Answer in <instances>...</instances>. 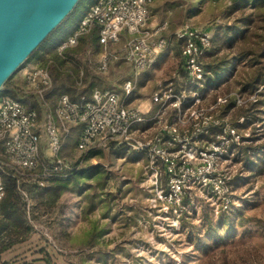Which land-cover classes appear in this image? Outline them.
Listing matches in <instances>:
<instances>
[{
  "label": "rangeland",
  "instance_id": "obj_1",
  "mask_svg": "<svg viewBox=\"0 0 264 264\" xmlns=\"http://www.w3.org/2000/svg\"><path fill=\"white\" fill-rule=\"evenodd\" d=\"M176 1L154 0L151 7L148 27L156 28L163 22H169L168 31L164 34L166 38L186 21L177 10H170L169 5ZM200 8L199 15L187 20L198 30L212 32L218 25L231 23L233 20H225L220 6L211 7L206 2L200 4ZM81 17L77 12L71 22L64 25V31L73 34L79 27ZM129 39L124 31L121 42L112 50L119 52ZM47 48L48 44L11 80L10 86L24 85V71L36 63L43 64L47 59L43 57ZM100 57L99 52L83 54L79 58L80 69L86 75V87L92 85L94 88L114 91L123 98V85L132 80L136 83L135 93L130 99L135 102L132 105L134 108L136 105L150 103L157 86L171 78L182 59L168 49L158 57V65L144 70L136 79L133 69L122 61L113 63L106 74L100 73ZM248 70V67L244 69L242 65H237L236 80L244 78ZM230 84L231 95L236 94L238 87L233 79ZM262 91L263 88L255 94H236L238 108L224 117L222 110L213 112V116L223 126L237 130L242 138L239 145L230 150V155L227 154L230 159H220L217 163L218 172L230 180L229 186L233 192L232 211L227 214L231 215L234 223L229 239L218 243L209 239L203 241L206 239L207 223L220 226L224 211L219 201L207 196L201 186L186 178L180 206L167 204L162 196L168 190V179L163 168L159 166L153 171L146 158L140 159L142 156L139 153L126 150L124 154H120L119 147L111 145L96 149L98 156L83 162L80 168L84 171L101 165L110 174L111 179L105 192L116 194V199L111 201L112 212L105 215L106 202H100L108 197L98 196L100 193L95 189L96 177L85 179V191L81 196L67 192L51 210L38 205L36 215L39 217L32 222L34 232L31 237L0 256V264H264V162L261 168L255 169L245 167L243 161H237L239 147H264V114L260 122L247 125L239 110L241 106L247 109L257 102L258 94ZM216 93L222 98L229 96L223 89ZM213 94L214 92L210 96ZM50 99L52 107L56 100L54 97ZM211 105L213 103L209 99L206 106L208 108ZM260 110L264 112V108ZM44 113L42 112V117ZM154 134L155 130L148 131L147 139ZM80 135L81 127L71 128V133L65 140L61 155L68 166L79 163L84 154L77 150ZM250 139L253 140L249 141ZM137 140L142 141L141 138ZM260 150L264 152V148L255 151V161L259 160L258 157L264 160V153ZM42 154L44 158L49 156L45 145ZM171 157L176 160L192 158L189 150L175 151L171 153ZM195 162L197 168L201 166L199 160ZM155 172L159 174L157 179ZM86 195L96 196L94 202L97 205L95 211L88 215H85L89 205ZM95 223L99 228H104L107 234L96 240L94 248L87 249L84 242ZM220 228L219 234L225 236L226 226ZM100 252L103 253V259L100 258Z\"/></svg>",
  "mask_w": 264,
  "mask_h": 264
},
{
  "label": "built area",
  "instance_id": "obj_2",
  "mask_svg": "<svg viewBox=\"0 0 264 264\" xmlns=\"http://www.w3.org/2000/svg\"><path fill=\"white\" fill-rule=\"evenodd\" d=\"M153 3L154 0H99L82 17L78 29L56 50L62 53L76 47L80 37L98 27L102 48L98 71L106 74L113 63L122 61L133 69L137 79L144 70L156 65L166 49L162 33L168 30L169 24L148 27ZM124 31L130 39L119 52L113 51ZM176 36L182 43L185 72L200 85L205 77L202 57L210 49L213 34L187 22L177 30ZM82 77L83 72L77 83L79 87H82ZM23 79L26 90L38 97L45 113L42 117L18 99L0 97V201L5 197L3 174L10 168L14 170L13 177L30 179L41 187L53 173L67 169L68 164L61 155L63 146L71 128L81 127L78 151L124 146L130 151L142 152L153 171L161 166L168 179V190L162 195L167 204L180 206L188 178L201 186L207 196L219 201L224 212L232 209L230 180L218 172L217 163L228 159L232 145H239L242 138L237 130L223 126L213 116L226 102L225 98L218 97L217 103L207 108L210 94L200 96L186 89L177 92L176 85L181 81L174 72L169 80L157 86L150 98L151 107L146 111L140 106L132 107L130 99L136 89L132 80L124 83L123 98L114 91L96 87L89 97H82L79 102L62 95L52 108L45 96L53 86L48 67L36 63L24 71ZM219 127L222 133L213 134L211 129ZM150 130H155V134L148 140L146 135ZM44 145L52 166L44 168L38 179L36 173ZM187 150L192 158L171 157L175 151ZM196 160L201 162L198 168ZM158 177L156 174L155 179ZM23 195L31 205L28 196L24 192Z\"/></svg>",
  "mask_w": 264,
  "mask_h": 264
},
{
  "label": "trees",
  "instance_id": "obj_3",
  "mask_svg": "<svg viewBox=\"0 0 264 264\" xmlns=\"http://www.w3.org/2000/svg\"><path fill=\"white\" fill-rule=\"evenodd\" d=\"M97 1L99 0L92 2L87 0L80 1L71 15L27 61L28 63L48 44V48L44 50L43 56L47 57L43 64L48 67L53 82L52 89L45 95L48 101L53 97L57 101L60 96L66 94L72 101L79 102L82 97H89L91 91L94 89L92 85L88 88L85 85L86 75L80 69L81 63L79 58L81 55H86L87 53H102V48L99 45V28L94 27L88 35L80 37L78 45L74 48L66 49L62 53H58L56 49L70 36V34L64 31V25L71 22L77 12L83 17ZM206 2L211 7L220 6L225 20H233L231 23L218 25L212 31L213 36L210 49L202 57L205 77L200 85L189 79L184 69V61L181 59L179 68L175 71L181 81L176 85L177 92L186 89L196 91L200 96H206L214 92L210 96V99L215 104L218 99L216 91L223 89L224 93H229L227 94L229 96L225 98L226 102L220 105L217 110H222V116L224 117L231 110L238 108L236 94H255L263 88V91L258 94L259 100L257 102L252 103L247 109L242 106L239 107L247 125L260 122L261 116L264 114L260 110L264 108V0H177L171 3L169 7L170 10H177L182 19L186 20L183 21L179 28L186 24L187 20L199 15L201 13L200 4ZM179 28L171 32L168 38L164 36L168 30L163 32L162 38L166 40L165 51L169 49L182 58V43L176 36ZM237 65H242L244 69L246 67L249 68L245 73V77H240L239 81L236 80L238 76L236 74ZM81 72H83L82 87H79L77 83L80 81ZM232 79L238 90L236 94L231 95L230 82ZM11 80L6 83V92L0 94V97L9 96L18 99L29 109L36 110L42 116V112H45V110L41 108L38 97L26 90L25 82H23V86L19 84L10 86ZM55 102L52 104V108ZM222 127L212 128L211 131L217 135L222 133ZM252 140L250 139L249 141ZM235 147L237 146L232 145V148ZM258 149L250 146L239 147V151L237 150V161H243L244 166L247 168H261L264 162L263 158L258 157V161L254 160L255 151ZM126 150L128 148L124 146H119L118 148L120 154H124ZM260 151L264 153L263 150ZM135 153H139L142 156L140 159L145 158L142 152ZM97 156L98 151L96 149L85 151L79 163L73 166L69 165L61 173H53L44 180L45 186L43 187L30 181V179H17L13 177L14 170L11 168L3 174L5 197L0 201V256L14 246L28 241L31 237L34 232L32 222L39 217L36 215L39 208L38 205L51 210L55 208L61 197L67 192L76 193L81 196L85 191V183H83L85 179L96 177L95 189L100 193L98 196L102 197L101 195H105L108 197L107 200H101L100 202H106L105 215H109L112 212L111 201L116 199V194L105 192L111 179L110 174L101 165L92 166L84 171L80 168L83 162H87L89 159ZM51 166V161L42 157L36 178L41 175L44 168ZM23 192L28 196L31 205L25 199ZM85 197L89 200V205L85 212V215H88L95 211L97 207L94 202L96 196L86 195ZM228 211L221 215L222 224L220 226H215L212 222L207 223L205 229L206 239H203V241L209 239L214 241V243H218L220 240L229 239L231 232H233L234 223L231 215H227L231 213L232 209ZM238 218L241 220L240 215ZM221 226H226L225 236L219 234ZM106 234L107 231L104 228H99L95 223L90 232L87 233V240L84 242V245L87 249H92L96 246V240L104 237ZM101 254L100 258L103 259V253Z\"/></svg>",
  "mask_w": 264,
  "mask_h": 264
},
{
  "label": "water",
  "instance_id": "obj_4",
  "mask_svg": "<svg viewBox=\"0 0 264 264\" xmlns=\"http://www.w3.org/2000/svg\"><path fill=\"white\" fill-rule=\"evenodd\" d=\"M82 0H0V94Z\"/></svg>",
  "mask_w": 264,
  "mask_h": 264
},
{
  "label": "crops",
  "instance_id": "obj_5",
  "mask_svg": "<svg viewBox=\"0 0 264 264\" xmlns=\"http://www.w3.org/2000/svg\"><path fill=\"white\" fill-rule=\"evenodd\" d=\"M156 65H158V63H156ZM149 100V99H148ZM133 104H135V102L134 101H132V105ZM137 107H139L140 106V109H142V110H144V111H146L147 109H149V107H151V105L149 104V102L147 103V104H145V103H143V104H141V105H136Z\"/></svg>",
  "mask_w": 264,
  "mask_h": 264
}]
</instances>
